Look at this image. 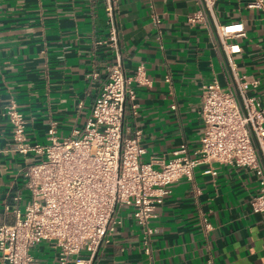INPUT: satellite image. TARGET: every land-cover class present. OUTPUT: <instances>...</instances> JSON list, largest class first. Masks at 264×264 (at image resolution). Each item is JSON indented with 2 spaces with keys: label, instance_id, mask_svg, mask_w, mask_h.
Listing matches in <instances>:
<instances>
[{
  "label": "crops",
  "instance_id": "crops-1",
  "mask_svg": "<svg viewBox=\"0 0 264 264\" xmlns=\"http://www.w3.org/2000/svg\"><path fill=\"white\" fill-rule=\"evenodd\" d=\"M112 1L123 70L135 75L140 69L132 85L136 112L126 106L123 124L129 135L140 132L141 160L168 161L180 145L191 153L202 131V85L215 80L234 92L206 22L187 21L199 0ZM247 2L219 0L215 14L223 25L240 26L242 35L229 40L237 47L235 72L258 82L249 94L264 103V18ZM106 12V0H0V225L13 219L5 205L23 209L28 191L22 172L35 160L13 151L5 109L14 103L23 115L28 144H45L51 124L58 137L81 129L114 63L103 43ZM205 169L166 188L149 222L147 247L124 208L109 243L90 261L83 253L71 264H264V213L249 206L258 189L255 174L230 165H214L215 175ZM30 253L36 264H57L48 243Z\"/></svg>",
  "mask_w": 264,
  "mask_h": 264
},
{
  "label": "built area",
  "instance_id": "built-area-1",
  "mask_svg": "<svg viewBox=\"0 0 264 264\" xmlns=\"http://www.w3.org/2000/svg\"><path fill=\"white\" fill-rule=\"evenodd\" d=\"M218 1L199 0L200 9L187 21L206 22L222 51L234 92L224 90L215 80L202 85V131L199 147L191 153L180 145L168 161L161 157L141 160L140 132L129 135L130 128L123 124L126 106L132 115L136 112L132 85L140 69L135 75L123 70L112 0H106L108 32L103 43L112 50L114 63L107 68L83 127L58 137L51 124L45 144H28L23 115L14 103L6 107L3 115L12 128L13 151L31 154L35 160L22 172L28 191L23 209L5 205L13 219L0 225V264H36L30 251L44 242L55 252L57 264H71L83 253L90 261L109 243L124 208L130 209L147 247L153 233L149 222L166 188L180 179L191 180L200 166H206L203 173L211 175L216 174L214 165L252 171L258 189L250 211L264 213V103L249 94L258 82L235 72L232 55L237 47L229 40L242 35L241 28L218 21ZM246 6L264 18V0H248ZM82 262L76 260V264Z\"/></svg>",
  "mask_w": 264,
  "mask_h": 264
}]
</instances>
